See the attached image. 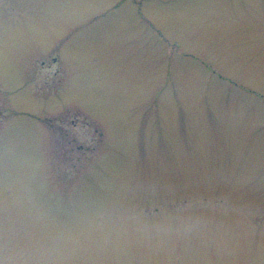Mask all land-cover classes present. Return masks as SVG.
<instances>
[{
  "label": "rangeland",
  "instance_id": "rangeland-1",
  "mask_svg": "<svg viewBox=\"0 0 264 264\" xmlns=\"http://www.w3.org/2000/svg\"><path fill=\"white\" fill-rule=\"evenodd\" d=\"M0 264H264V0H0Z\"/></svg>",
  "mask_w": 264,
  "mask_h": 264
},
{
  "label": "flooded vegetation",
  "instance_id": "flooded-vegetation-1",
  "mask_svg": "<svg viewBox=\"0 0 264 264\" xmlns=\"http://www.w3.org/2000/svg\"><path fill=\"white\" fill-rule=\"evenodd\" d=\"M55 58V57H54Z\"/></svg>",
  "mask_w": 264,
  "mask_h": 264
}]
</instances>
